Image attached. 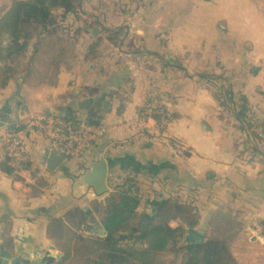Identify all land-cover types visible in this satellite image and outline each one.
<instances>
[{"label":"crops","instance_id":"crops-1","mask_svg":"<svg viewBox=\"0 0 264 264\" xmlns=\"http://www.w3.org/2000/svg\"><path fill=\"white\" fill-rule=\"evenodd\" d=\"M9 3L0 0V16ZM54 14L62 27L43 35L36 51L30 41V63L0 88V128L40 115L84 121L100 103L105 129L85 162L68 157L49 171L46 138L28 135L30 168L14 175L0 169V262L43 264L52 257L49 264H78L69 225L55 234L50 223L72 207L94 217L90 203L102 195L89 188L77 196L71 177L104 156L109 191L136 178L139 215L152 219L154 204L169 197L191 201L197 223L189 229L200 236L199 226L232 216V257L264 264V0H81L78 17ZM228 88L233 101L245 98L250 125L235 115ZM85 99L87 108L80 106ZM152 102L170 117L163 127L147 112Z\"/></svg>","mask_w":264,"mask_h":264},{"label":"trees","instance_id":"trees-1","mask_svg":"<svg viewBox=\"0 0 264 264\" xmlns=\"http://www.w3.org/2000/svg\"><path fill=\"white\" fill-rule=\"evenodd\" d=\"M81 0H10L9 5L0 16V88L15 79L21 72L20 60L25 55L27 47L35 39V50L40 46L43 35H54L62 27L54 11L61 9L62 19L67 15L78 17ZM64 29V27H63ZM98 41L88 46V54L95 52ZM90 93H96V88H88ZM117 90L109 96L117 94ZM231 89L225 90L227 100L236 108L235 115L250 125L247 104L244 97L238 102L233 101ZM146 108L140 109L144 114ZM150 115L160 122V115L152 112ZM166 117L170 118L166 113ZM63 119L78 122L79 119ZM102 120L100 103L91 105L86 110L84 121L92 126H99ZM83 121V120H82ZM21 127L10 128L16 130ZM31 162H25L18 168H30ZM0 169L8 174L17 173L6 162H0ZM137 181L134 176L126 177L113 187L105 199L103 216L100 225L104 236L95 232L94 235L83 237L76 235L77 249L81 253L84 264H164L159 260L163 252L181 254L179 264H237L229 251L228 239L225 237H202L200 242L187 238L181 243L186 227L193 228L197 216L191 201L178 197H169L154 204V216L146 229L138 230L135 225L139 197ZM99 204L95 209H99ZM89 211L79 207L68 209L60 218H53L50 229L53 233L63 234V225L67 223L70 232L76 230L89 231ZM181 219L182 224L175 227L169 225L170 220ZM69 229V228H67ZM71 235V236H72ZM138 244V246H136ZM66 258H62L65 260Z\"/></svg>","mask_w":264,"mask_h":264},{"label":"built area","instance_id":"built-area-1","mask_svg":"<svg viewBox=\"0 0 264 264\" xmlns=\"http://www.w3.org/2000/svg\"><path fill=\"white\" fill-rule=\"evenodd\" d=\"M147 112L158 113L161 116L158 125H166V114L154 102L147 105ZM138 119L136 116L133 125H138ZM104 129L102 124L92 126L82 120L71 122L62 116L40 115L16 130L0 128V162H6L16 172L21 164L31 162L32 151L26 140L28 135L45 137L51 153L67 155L85 162L87 154L98 149Z\"/></svg>","mask_w":264,"mask_h":264},{"label":"rangeland","instance_id":"rangeland-1","mask_svg":"<svg viewBox=\"0 0 264 264\" xmlns=\"http://www.w3.org/2000/svg\"><path fill=\"white\" fill-rule=\"evenodd\" d=\"M65 41H67V39H65ZM68 45H69V42H67V46ZM42 51H43V53H41V54H42V57H44V55H47L50 50H48L47 47H45V49H43ZM56 52H57V50L54 51L55 54H57ZM49 55L51 56V54H49ZM28 57H29V55L26 54V55H24L21 58V60H20L21 68L24 66L25 69H26V66H27L26 64L27 63H30ZM44 63H46V62H44ZM22 64H24V65L22 66ZM39 65H40V68L46 67V65H44V64L43 65L42 64H39ZM28 66L30 68V65H28ZM36 67L38 68L37 65H34V68H36ZM52 67L50 66V68H52ZM216 91H217V93H219L220 95L223 96L222 90L220 89V87L216 88ZM110 192L111 191H108L107 193L102 194V196L100 195L101 196L99 198V200H100L99 201V204L101 206L100 208H104L106 196ZM96 204H98V203H94V201H91V203H90L92 209H94L95 214H96V215L94 214V217L90 215L89 216V220H88L89 224L93 227V229L90 230V231H85L84 228H83V230L82 229L81 230H76L75 234H73V235H72L71 232H68L66 234V236H71V235L72 236H76L78 234L81 235V236H90V235H94L95 234V232H96L95 231L96 230V227H95L96 221L95 220H96L97 217L98 218H101L102 217V215L100 213L97 214L100 211H97L96 210L97 208L95 209V205ZM142 204H143V201H142ZM144 210H145V208L142 205L141 208H140V211H139L140 214ZM140 216L141 215H139V213L137 212V217H136V219L134 221L136 227L138 228V230H141L142 229ZM94 218H95V220H94ZM182 223L183 222H182L181 219H178V220H170L169 221V225L171 227H175L176 225L182 224ZM198 228H199V231H200L201 235L204 236L205 238H209V237H225V238H227L228 239L227 241H228V244H229V251H230V248L234 247V245L237 244V242H238V240H236V238L238 237V236H236V234H237L236 226L234 224V219H233L232 216H227V217L226 216L223 217L222 215L221 216H216V221L214 222V224L205 227V229H203L202 226L201 227L199 226ZM183 236L184 237H183L181 243H184L185 242V236H186V234H184ZM64 242L66 243L67 242V239ZM67 244L68 243H66L65 246ZM136 246H138V244H136ZM159 260L161 262H163L164 264H179L180 263V260H181V254H174L173 252H170V251L163 252V253H161L159 255ZM77 262H78V264H83V261L81 260V258H78Z\"/></svg>","mask_w":264,"mask_h":264},{"label":"water","instance_id":"water-1","mask_svg":"<svg viewBox=\"0 0 264 264\" xmlns=\"http://www.w3.org/2000/svg\"><path fill=\"white\" fill-rule=\"evenodd\" d=\"M81 107L87 108L88 107V100L85 99L84 102L80 104ZM104 110L107 109V105L104 104ZM68 114V110L65 111ZM3 124L0 123V126ZM47 163L46 167L49 171H54L57 166L66 160L68 157L67 155H59L55 153H46ZM108 162L104 156H100L98 160L92 162L89 167H87L82 174L77 177L72 176L73 180V190L78 195L84 194L89 188L93 190V195L100 196L104 193L109 191L107 186V176H108ZM142 229H146L148 224L151 222V219L147 215H142L140 217ZM100 235H104L105 232L103 230H99ZM187 238L193 239L195 242H200L202 237L196 234L193 230L187 228L186 229V236ZM6 257V253H2L1 257ZM54 260L52 257H43L42 263L49 264ZM0 264H5L1 263Z\"/></svg>","mask_w":264,"mask_h":264}]
</instances>
